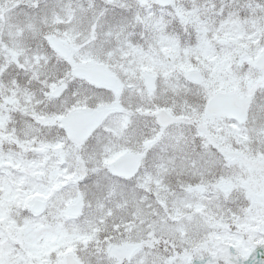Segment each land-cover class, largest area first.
I'll return each instance as SVG.
<instances>
[{"label":"snow or ice","instance_id":"6c2138e0","mask_svg":"<svg viewBox=\"0 0 264 264\" xmlns=\"http://www.w3.org/2000/svg\"><path fill=\"white\" fill-rule=\"evenodd\" d=\"M0 264H264V0H0Z\"/></svg>","mask_w":264,"mask_h":264}]
</instances>
